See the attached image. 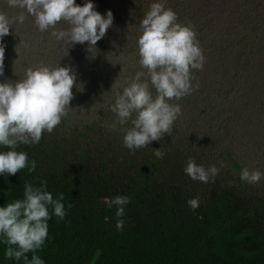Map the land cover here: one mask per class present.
Segmentation results:
<instances>
[{"label":"trees","instance_id":"obj_1","mask_svg":"<svg viewBox=\"0 0 264 264\" xmlns=\"http://www.w3.org/2000/svg\"><path fill=\"white\" fill-rule=\"evenodd\" d=\"M88 2L102 16L113 14L96 52L85 43L66 55L69 46L51 29L38 31L30 16L0 40V83L22 79L28 67L59 63L73 70L77 85L72 110L53 132L17 146L36 169L0 175V207L23 199L26 181L36 187L46 181L53 199L64 194L67 215L59 222L52 216L34 253L44 264H264V175L254 184L239 179L244 168L264 174V0H166L178 23L194 26L205 61L192 72L191 94L170 101L181 107L171 135L135 151L123 146L120 126L110 130L109 109L125 81L142 70L138 25L159 0H75ZM20 11L0 0L9 17ZM160 148L163 158L153 154ZM189 158L205 169L215 165L218 174L207 183L190 179ZM116 196L130 198L121 230L116 206L105 203ZM195 198L192 210L187 201ZM5 249L0 243V264H23L5 259Z\"/></svg>","mask_w":264,"mask_h":264},{"label":"clouds","instance_id":"obj_2","mask_svg":"<svg viewBox=\"0 0 264 264\" xmlns=\"http://www.w3.org/2000/svg\"><path fill=\"white\" fill-rule=\"evenodd\" d=\"M165 2L151 3L140 20L136 55L142 70L125 81L122 92H116L109 109L115 116L110 130L116 131L120 126L123 146L130 151L146 148L151 142L162 140L165 134L171 135L181 107L170 101L191 94L194 90L192 72L202 70L205 61L194 26L178 23L177 14L166 8ZM7 5L21 11L11 17L0 12V40L9 35L13 24H23L30 16L38 31L51 29L52 37L69 46L66 55L67 49L75 44L87 43V51L96 52L94 46L113 23L111 11L106 17L102 16L91 2L79 6L75 0H7ZM61 22L68 27L58 29ZM4 52L5 48L0 44V76L3 75ZM74 87H77L75 73L70 67H60L59 63L54 67H28L22 79L0 83V146L11 149L0 152V175H16L23 169L29 174L35 171L36 161L29 162L27 153L16 148L19 144H38L45 132H53L72 110L69 105L74 98ZM129 123L131 126L126 127ZM153 154L163 158L165 152L160 148L153 150ZM221 167H224L223 162ZM184 172L192 180L207 183L219 169L215 165L205 169L189 158ZM262 175L259 170L244 168L239 179L254 184ZM63 200V193L53 199L47 191L46 181H41L39 187L26 181L23 199L0 207V243L6 245L4 258L23 259V264H44L34 253L43 247L48 237L47 222L52 216L59 222L67 215L65 205L61 203ZM129 202L127 196L105 200L109 207L116 206L117 230L124 226L121 217ZM187 204L195 210L199 198L190 199ZM28 253H33L30 259Z\"/></svg>","mask_w":264,"mask_h":264},{"label":"rangeland","instance_id":"obj_3","mask_svg":"<svg viewBox=\"0 0 264 264\" xmlns=\"http://www.w3.org/2000/svg\"><path fill=\"white\" fill-rule=\"evenodd\" d=\"M49 66H52V64H50Z\"/></svg>","mask_w":264,"mask_h":264}]
</instances>
